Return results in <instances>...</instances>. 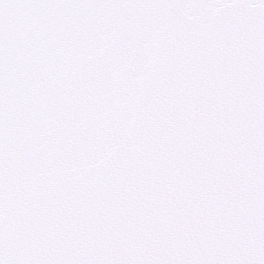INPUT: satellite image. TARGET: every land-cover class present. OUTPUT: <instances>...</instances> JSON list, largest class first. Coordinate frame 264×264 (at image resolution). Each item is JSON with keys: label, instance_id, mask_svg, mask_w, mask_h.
<instances>
[{"label": "snow or ice", "instance_id": "1", "mask_svg": "<svg viewBox=\"0 0 264 264\" xmlns=\"http://www.w3.org/2000/svg\"><path fill=\"white\" fill-rule=\"evenodd\" d=\"M0 264H264V0H0Z\"/></svg>", "mask_w": 264, "mask_h": 264}]
</instances>
